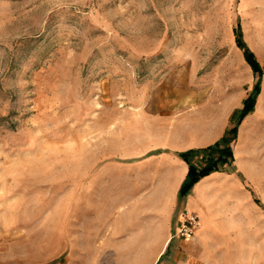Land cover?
Returning a JSON list of instances; mask_svg holds the SVG:
<instances>
[{
  "label": "rangeland",
  "instance_id": "1",
  "mask_svg": "<svg viewBox=\"0 0 264 264\" xmlns=\"http://www.w3.org/2000/svg\"><path fill=\"white\" fill-rule=\"evenodd\" d=\"M238 25L262 70L241 141L251 200L196 241L175 237L184 197L168 245L91 243L88 172L122 129L176 92H252ZM0 264H264V0H0Z\"/></svg>",
  "mask_w": 264,
  "mask_h": 264
},
{
  "label": "crops",
  "instance_id": "2",
  "mask_svg": "<svg viewBox=\"0 0 264 264\" xmlns=\"http://www.w3.org/2000/svg\"><path fill=\"white\" fill-rule=\"evenodd\" d=\"M246 96L247 93L234 99L208 91L176 92L175 107L139 114L134 119L137 129L133 135H126L122 129L121 138L126 143L93 162L88 185H84L90 194L91 222L83 230L92 238L91 243L104 244L106 249H112L110 246L117 243L168 245L179 190L189 170L179 153L206 147L221 139L231 125L234 110L242 106ZM252 114L239 126L231 166L227 164L226 169L203 177L183 200V212L189 210L200 217L193 241L211 229H218L226 204L243 195L249 201L255 194L254 186L248 181L252 180L250 167L241 155L242 132ZM122 126L125 128L126 124ZM240 172L248 180H243ZM64 230L58 223L53 230L58 236H52L55 238L51 243L62 244L60 232Z\"/></svg>",
  "mask_w": 264,
  "mask_h": 264
},
{
  "label": "trees",
  "instance_id": "3",
  "mask_svg": "<svg viewBox=\"0 0 264 264\" xmlns=\"http://www.w3.org/2000/svg\"><path fill=\"white\" fill-rule=\"evenodd\" d=\"M236 43L243 51L245 60L259 76L252 92L245 98L243 107L237 114H234L231 126L225 134L215 143L201 148H192L179 153V156L189 165V170L180 190L179 198L186 197L193 186L203 177L213 171L222 170L226 164H230L234 159V146L237 141L238 129L242 120L252 112L256 104V97L260 90V78L262 70L254 53L250 50L243 39L240 25L234 29Z\"/></svg>",
  "mask_w": 264,
  "mask_h": 264
},
{
  "label": "built area",
  "instance_id": "4",
  "mask_svg": "<svg viewBox=\"0 0 264 264\" xmlns=\"http://www.w3.org/2000/svg\"><path fill=\"white\" fill-rule=\"evenodd\" d=\"M200 226V217L197 213L185 210L178 222L175 237L179 239H192Z\"/></svg>",
  "mask_w": 264,
  "mask_h": 264
}]
</instances>
